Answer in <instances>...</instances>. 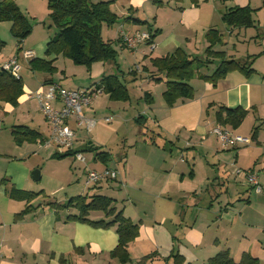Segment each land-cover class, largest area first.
<instances>
[{"label": "crops", "instance_id": "obj_1", "mask_svg": "<svg viewBox=\"0 0 264 264\" xmlns=\"http://www.w3.org/2000/svg\"><path fill=\"white\" fill-rule=\"evenodd\" d=\"M223 1L127 0L116 5L117 0H112L110 9L117 15L114 23L117 28L106 40L111 41L116 56L114 61H97L90 68L85 67V84L66 79L64 64L63 69L55 65L59 57L53 65L62 75L30 68L36 82L26 83L16 53L14 57L21 65L22 94L16 105L3 103L0 113L7 116L25 108L22 112L30 119L10 125L13 139L10 149L0 145V264H140L144 257L146 262L141 264H163L164 259L165 264H175L172 257L175 253L185 263L209 264V258L224 249L235 261L247 252L264 264V191L256 192L245 174L237 172L252 170L264 187V41L260 49L247 50L252 53L238 57L240 61H251L253 71L233 69L215 82L202 78L200 74H210L221 61L208 55L211 44L208 30L213 28L220 33L221 43L213 45L212 50H222L227 45L226 32L231 36L234 30L245 27H232L223 21V12L234 7L225 6ZM247 2L235 6L248 5L252 9L253 25L248 28L261 18L250 0ZM120 27L129 32L156 29L152 37L154 48L150 50L146 43L137 49L123 46L118 40ZM51 37L36 42L31 49L23 47L31 52L29 58L22 60L26 68L33 58H54L45 55ZM3 48L0 65L5 60ZM177 48L196 58L194 74L189 79L194 95L168 104L163 91L169 76L162 72L160 81L156 82L148 75L159 74L151 59ZM130 57L137 63L133 65ZM121 58L126 61L125 67L119 61ZM105 76H113L117 80L114 85L119 83L124 87L126 97L115 98L112 93L103 92L84 106L85 117L93 122L89 129L86 124L77 126L70 117L69 126L75 130L72 151L54 145L40 146L49 136L50 126L44 115L42 121L33 115L41 110L35 99L26 97V92L37 90L44 82H57L71 89L86 87L99 83ZM221 105L247 109L239 126H224L233 134L249 139L248 142L230 146L212 133V128L218 125L216 113ZM107 117L111 120L106 121ZM138 117H141L139 121ZM15 125L28 126L38 134L34 139L17 143L12 134ZM57 149L69 153L63 155ZM40 150L50 158L56 155L73 158L74 151L82 152L86 155L85 163L73 158L74 162L83 168L92 163L91 169H116L118 178L87 183L86 178L81 182L77 176L75 182L74 178L52 179L56 186L53 190L42 184L36 186L30 174L35 165L19 161L36 157ZM102 151L106 156L100 158L97 153ZM16 162L17 166L13 164ZM12 189L36 195L29 200L15 199L9 196ZM91 193L112 198L116 210L139 224L137 236L128 243L127 261L119 262L111 256L118 243L115 226L94 227L67 218L77 214L75 207L54 208L48 204L65 203ZM88 217L108 219L101 211H91Z\"/></svg>", "mask_w": 264, "mask_h": 264}, {"label": "trees", "instance_id": "obj_2", "mask_svg": "<svg viewBox=\"0 0 264 264\" xmlns=\"http://www.w3.org/2000/svg\"><path fill=\"white\" fill-rule=\"evenodd\" d=\"M152 1L162 3V0ZM47 2L58 31L47 42L45 55H54V58L50 60L33 58L29 62L31 69L53 73L56 70L53 61L61 54L69 57L75 64L85 65L87 68H90L97 61H114L116 51L113 49L111 41L102 37V29L117 21V15L110 9L112 0H47ZM251 13L252 9L248 5L234 6L223 12L222 19L232 27L251 26L253 25ZM0 20L11 21L10 31L18 43H21L31 32L32 25L13 0H0ZM134 20L138 21L137 19ZM148 31L152 39L157 30L149 29ZM207 37L211 43L207 48L208 55L219 57L221 61L210 74H200L202 78L215 82L233 69H240L247 73L253 71V68L250 67L251 61L226 58L224 51L212 50L213 45L221 43L220 33L216 29H209ZM4 45L5 41L0 38V50ZM151 61L159 72L156 75L149 74L151 80L160 81L162 72H165L170 78L165 81L166 88L163 91L164 99L168 104H172L177 98L193 97L194 89L189 83V79L194 74L193 64L196 58L181 48H177L174 52L153 58ZM116 81L113 76H105L99 83L104 92H110L112 97L123 99L126 97V90L119 83L114 85ZM22 86L20 75L14 77L10 73L0 70V110L3 103L17 104V100L22 94ZM246 114L247 109L241 106L228 108L221 105L216 113L217 124L235 128L240 125ZM140 119L141 117L137 118L138 121ZM12 134L14 140L20 143L24 140L34 139L38 133L28 126L15 125ZM68 153L65 152L63 155ZM60 156L56 155V157ZM97 156L105 157L106 153L98 152ZM35 195L33 192L19 189H12L9 193L12 198L25 200H29ZM113 201L112 198L104 194L91 193L71 198L65 203L49 202L48 204L54 208L73 206L77 209V214L68 215L67 218L87 222L94 227L109 228L115 226L118 243L111 251V256L119 262H125L129 259L128 243L137 236L139 224L124 216L121 210H116ZM91 211H101L108 219L92 220L88 217ZM21 214L22 212L16 216ZM172 257L175 264H190L185 263L178 253L173 254ZM145 262L146 257L141 263ZM165 262L166 259H164L163 264ZM208 262L209 264H259L258 259L247 252L242 254L239 261H235L227 249L217 252L209 258Z\"/></svg>", "mask_w": 264, "mask_h": 264}, {"label": "rangeland", "instance_id": "obj_3", "mask_svg": "<svg viewBox=\"0 0 264 264\" xmlns=\"http://www.w3.org/2000/svg\"><path fill=\"white\" fill-rule=\"evenodd\" d=\"M16 2V4L19 6L20 10L25 14L27 20L30 22L32 25L31 32L30 34L21 41V43H18V41L12 36L10 27H11V21L10 20H0V37L1 39H5V45H4V50L5 52L3 53V57L5 60L2 61V64L7 62L9 59L14 58L16 53H19L20 56V64L22 65V70L21 74L23 77V80L32 82H36L34 76L31 74L32 70L30 69V64H27L28 68H26V64L22 62L23 57H24V51H26L25 48H33V45L36 42H43L47 37L50 35V37L54 36L55 33L58 31L57 25L55 24L53 18L51 17V9L48 6L47 0H13ZM97 1V0H93ZM127 0H117L116 5H122L125 3ZM247 1L249 0H224L223 3H225V6H235V5H243L248 3ZM250 4L252 7L256 8L255 12L257 11L258 13L256 14L259 18H261L260 22L259 20L255 21L256 25L253 27H242V28H237L239 30H234L231 36L226 32L225 34V44L223 48H221L223 51H226V57L227 58H235L239 59L238 57L244 56L247 57L252 52L248 51H253L254 49H260L261 47V42L264 41V30H261L264 28V0H250ZM116 5L114 6L115 9H117ZM118 10V9H117ZM119 11V10H118ZM140 12L142 13V10L140 9ZM256 17V16H255ZM254 17V18H255ZM10 24V26H8ZM116 24H112L111 26L107 27L106 29H103L102 34L104 39H108L112 37L113 34H115L116 30ZM259 33L261 34V38H259ZM230 37V40H229ZM112 39V38H111ZM256 40V41H255ZM8 45V46H7ZM21 47V48H20ZM248 50V51H247ZM1 51V50H0ZM14 51V53L10 56L9 54ZM127 54H131L128 51H125ZM9 57V58H7ZM57 57L58 60L56 62V66L58 65L63 69V64L65 68L67 69V73L65 74L67 76L66 79L75 80L76 83L85 84L87 81L83 77V73L85 70V65H79L75 64L69 57L58 55ZM7 58V59H6ZM132 64L134 65L137 63L134 61V58H129ZM121 62V65L125 67V62L123 58L119 60ZM29 63V62H27ZM25 66V67H24ZM70 66V68H69ZM72 66V67H71ZM204 62L201 65L203 68ZM73 68V69H71ZM81 70V71H79ZM203 71V70H200ZM200 71H198L200 73ZM58 72L59 75L61 74V71H54L53 73ZM52 74V73H51ZM30 91H36V89L30 90ZM32 101V106H33ZM31 108V107H30ZM25 108L21 109H16L13 113H8L7 116L3 113H0V145L5 148V149H10L11 148V134H10V125L15 122H21V123H26L27 121L29 122L28 119H30L28 115H24L22 110ZM34 110V108H32ZM138 113V112H137ZM136 113V114H137ZM39 118V120L42 121L43 119V113L35 111L33 114ZM3 116H6L3 118ZM4 125H2V123ZM5 126V128L3 127ZM137 127V125H135ZM47 130V127L45 128ZM217 137V136H216ZM52 147H49L51 149ZM60 149V148H59ZM57 149L58 153H65L66 149L61 151ZM8 151V150H6ZM44 150H40L36 155V157H31L30 159H24L19 162H22L25 164V162H28L31 165H35L33 169L30 170V174L34 170H39L40 173V180L38 181H32L33 184H37L36 186L45 185L46 189H55L56 186L54 183H52V179H61V180H71L73 179V182L76 181L75 177H79L78 180L84 181L86 178V169L90 168V166H93L92 163H88L87 167L84 169L83 165L77 162L73 161V158L71 156H60V157H53L50 158L49 156H46ZM86 156V155H85ZM15 166L18 165V163H13ZM80 164V165H79ZM10 164L9 166H11ZM243 169V168H242ZM118 172V171H117ZM84 177V178H83ZM118 178V177H117ZM261 185V184H260ZM262 191H264V187L261 186ZM117 193V192H116ZM57 197L59 195L56 194Z\"/></svg>", "mask_w": 264, "mask_h": 264}, {"label": "built area", "instance_id": "obj_4", "mask_svg": "<svg viewBox=\"0 0 264 264\" xmlns=\"http://www.w3.org/2000/svg\"><path fill=\"white\" fill-rule=\"evenodd\" d=\"M118 40L123 46L129 49H137L138 46L143 43L148 44L150 50L154 48L149 31L129 32L120 27L118 30ZM30 55V51H24V57L29 58ZM0 70L8 72L14 77H19L21 65L18 63L16 57H14L1 64ZM103 92V87L100 83H93L86 87L71 89L57 82H44L36 91L26 92L27 98L37 101L41 112L50 126L49 136L40 142V146L47 147L54 145L61 149L72 151L75 130L69 126V118L73 117L77 126L86 124V128L89 129L93 125V122L85 117L83 107L88 106ZM105 120L110 121L111 118L107 117ZM212 133L215 134L223 144L230 146L235 145L237 142L249 141L247 138L233 134L229 129L221 125L214 126L212 128ZM73 158L76 161L85 163V156L82 152H73ZM86 167L87 166H85L84 169ZM237 172L244 173L248 183L253 185L256 192H261V185L255 172L252 170L243 171L241 169H238ZM117 176L118 172L113 168L106 167L103 170L86 169L87 183L114 180Z\"/></svg>", "mask_w": 264, "mask_h": 264}, {"label": "water", "instance_id": "obj_5", "mask_svg": "<svg viewBox=\"0 0 264 264\" xmlns=\"http://www.w3.org/2000/svg\"><path fill=\"white\" fill-rule=\"evenodd\" d=\"M32 178L34 179V180H39V178H40V173H39V170H34L33 172H32Z\"/></svg>", "mask_w": 264, "mask_h": 264}]
</instances>
